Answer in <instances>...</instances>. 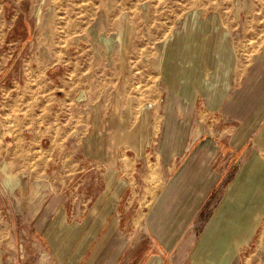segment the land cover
Returning <instances> with one entry per match:
<instances>
[{"label":"rangeland","instance_id":"1","mask_svg":"<svg viewBox=\"0 0 264 264\" xmlns=\"http://www.w3.org/2000/svg\"><path fill=\"white\" fill-rule=\"evenodd\" d=\"M247 70L253 77L237 86ZM83 80L91 86L104 82L118 113L159 105L162 120L149 129L157 133L151 144L163 161L185 143L191 147L186 154L213 157L210 165L219 172L224 155L234 153L238 176L231 195L218 211L232 184L222 177L195 216L197 236L204 235L199 246L205 249L215 235L231 238V246L237 237L264 233L263 219L255 228L264 216V0H0V166L22 175L19 185L7 186L0 170V192L7 196L0 220L9 221L0 227L16 252L10 264H101L92 256L113 219L114 236L122 235L116 244L124 255L120 264L150 249L133 227L138 203L115 211L113 205L125 198L123 187L120 193L109 188L110 180L102 191L104 167L95 143L111 139L102 121H95L98 107L94 116L90 111L89 128L64 145L69 134L65 104L59 103L84 98ZM166 86L191 98L183 100L187 109L176 123V100L164 98ZM55 141L64 146L49 147ZM61 190L69 226L54 243L36 219L49 193ZM154 256L136 264H149Z\"/></svg>","mask_w":264,"mask_h":264},{"label":"crops","instance_id":"2","mask_svg":"<svg viewBox=\"0 0 264 264\" xmlns=\"http://www.w3.org/2000/svg\"><path fill=\"white\" fill-rule=\"evenodd\" d=\"M247 73L236 83L237 86H245L249 83L254 72L247 70ZM164 80L167 81L165 78ZM80 82V89L82 93L85 92L84 98L81 97L79 98L81 100L74 103L69 101L72 99H65L59 103L60 106L65 104L64 126L65 131L69 134L64 145H67L68 139L74 132L77 134L83 131L86 124L88 125L86 127L89 128L90 111L94 116L98 107L101 116L95 121H102L103 132L107 129L111 139L109 143L103 142L102 146L101 143H95L96 159L104 167L101 179L105 189L103 188L102 191L106 190V182L110 180L113 181L112 187L109 188L116 189L120 193V189L123 187L122 194H125V198L123 202L120 203L119 199L117 204L113 205L115 211L128 210L134 201L138 203V210L135 217H132L134 219L133 227L134 230L144 234L145 243L148 239L151 244L150 249L140 258L129 255L124 257L123 260L127 261V264H136L139 259H144L149 255L153 256V254L156 255L155 259H152L149 264H264V233L250 234L245 239L237 237L231 241L233 242L231 246L226 244V241L231 238L226 236L228 240L225 237L221 239L215 235L210 244L203 249L199 245L204 235L197 236L194 228L195 216L202 206L216 194L218 180L222 177L231 178L232 184L225 199L218 206V211L231 195L233 184L238 176L233 172L234 153H229L228 156L224 155L223 170L219 172L210 165L213 157L186 154V151L191 147L185 143L179 145L183 147L180 153L169 155L170 157L163 161L160 150H155V145L151 144L152 135H157V133L154 131L151 134L149 129L151 127L152 131L155 130L153 128L157 124L156 120L159 119V123L162 120L163 115L159 113V105L154 108L152 104H148V107H141L138 112L131 107L124 108L122 112L118 113L116 111L120 110L116 108L117 106L110 105L111 90L106 88L104 82H100L98 86H91L87 80ZM166 87L167 92L165 91L164 98L176 100L177 110L173 113L176 123L179 118L185 115V108L187 109L183 100L190 102L191 98L178 92L173 93L169 86ZM71 92L72 98H76V90L74 92L73 89ZM224 99L218 107H222ZM165 106H167L166 103ZM111 108L113 111L109 113ZM151 119H155V123L151 124ZM114 122L118 126L109 128V123L114 124ZM194 141L196 138H193ZM64 145L55 141L50 143L49 147L58 148ZM119 183L124 186H120ZM63 192L61 190L49 193L40 214L42 218L40 216L36 219V222L40 221V225H42L39 229L44 237L54 243H58L63 238V233L69 226L67 222L65 223L67 197L63 195ZM6 198V194L0 192V204L7 205V202L2 201ZM109 208L108 204L106 209L109 210ZM100 218L101 216L97 218V221ZM262 219L264 220V216L259 218L255 228L258 227ZM115 222L113 219L109 224L107 231L100 238L99 250L92 256V259L99 258V263L102 261L101 264H120L122 256H124L121 245L119 251L116 247L117 243L122 244V235H119V239L114 236V232L118 231L115 227L118 220ZM2 223L0 220V226L3 228L9 224V221L6 220V224ZM95 226L88 232L85 241H82L80 251L88 245L98 227ZM2 228L0 227V264H10L16 254L11 250L15 246L14 240L8 233L4 234ZM123 238L125 242L127 239L130 242L129 236H123Z\"/></svg>","mask_w":264,"mask_h":264},{"label":"bare ground","instance_id":"3","mask_svg":"<svg viewBox=\"0 0 264 264\" xmlns=\"http://www.w3.org/2000/svg\"><path fill=\"white\" fill-rule=\"evenodd\" d=\"M6 169H7L6 164H2L0 166V170L3 172V182H4V184L7 185V186H11V185L17 183L19 185L20 184V178H21L22 175L21 174L14 175V174L8 173L6 171Z\"/></svg>","mask_w":264,"mask_h":264}]
</instances>
